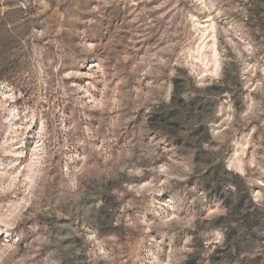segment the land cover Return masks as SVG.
I'll return each instance as SVG.
<instances>
[{
    "label": "rangeland",
    "instance_id": "obj_1",
    "mask_svg": "<svg viewBox=\"0 0 264 264\" xmlns=\"http://www.w3.org/2000/svg\"><path fill=\"white\" fill-rule=\"evenodd\" d=\"M0 264H264V0H0Z\"/></svg>",
    "mask_w": 264,
    "mask_h": 264
}]
</instances>
